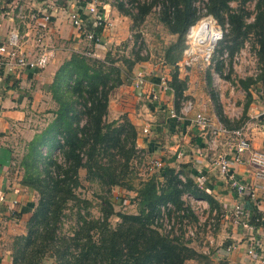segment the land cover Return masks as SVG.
Here are the masks:
<instances>
[{"label": "crops", "instance_id": "1", "mask_svg": "<svg viewBox=\"0 0 264 264\" xmlns=\"http://www.w3.org/2000/svg\"><path fill=\"white\" fill-rule=\"evenodd\" d=\"M91 3L114 22L113 29L93 28V18L87 10ZM20 11L49 15L47 31L40 35L36 28L38 22L29 18L21 21L17 17ZM71 14H76L87 30L96 34L98 42L87 40L72 26ZM130 26V20L117 11L112 0H0V45L5 44L12 29L18 28L22 49L29 56L42 51L50 56L43 70L16 66L8 72L0 65V264H12V245L15 239L26 235L27 223L36 206V193L23 183L21 161L27 145L55 117L58 107L50 86L56 73L72 54L90 52L99 57L111 45L128 39ZM141 67L137 71L145 75L143 87L135 88L132 81L115 88L109 95L106 118L109 121L127 118L136 131V146L146 151L149 159L162 161L163 169L175 168L176 173L182 168L186 176L203 187L214 200L211 207L206 201L188 195L191 204L207 207L212 215L218 211L219 219L211 220L217 229L206 235L203 245L201 242L192 244L202 258L185 264H262L264 225L253 226L250 222L257 214L264 222V181L254 179V169L246 160L243 164L231 161L236 143L232 135L219 137L214 152L207 148V133L195 126L193 113L202 112L216 122L210 104L201 102L198 105L200 101L196 99L193 113L179 120L171 119L173 91L161 88L157 66L145 63ZM161 69L170 81L169 68L161 66ZM177 71L179 79H187L184 97L190 93L195 97L197 77L194 72L181 68ZM243 113L246 116L241 125L244 135L253 150L264 153L262 85L256 88ZM146 129L148 132L144 133ZM220 156L230 162L233 179L245 185L246 191L239 193L230 187L216 165ZM178 177L184 181L182 174ZM237 206L241 208L239 212H236ZM228 246L233 249L227 251ZM250 249H254L255 257L247 254Z\"/></svg>", "mask_w": 264, "mask_h": 264}, {"label": "trees", "instance_id": "2", "mask_svg": "<svg viewBox=\"0 0 264 264\" xmlns=\"http://www.w3.org/2000/svg\"><path fill=\"white\" fill-rule=\"evenodd\" d=\"M240 1L255 2L256 15L252 24H246L244 15L231 10L226 0H209L206 14L212 15L222 25L224 21L228 22L230 32L236 37L246 35L249 29L258 31L256 55L261 64L260 74L254 80L239 82L247 93L250 86L264 83V0ZM169 2L173 12L170 15L165 11L160 21L177 38L164 50L163 65L175 71L171 74L169 85L175 98V112H178L185 88L178 78L177 63L183 56L185 34L196 23L198 16L193 7L194 0ZM151 7H141V16L136 17L124 10L122 1L116 5L120 13L129 16L134 22L143 19ZM225 41L226 34L220 44ZM111 55L108 52L105 59L100 61L83 54H72L54 77L50 92L58 107L55 117L27 145L21 161L24 185L37 192L40 198L27 223L26 235L17 240H24L28 247L34 245L35 253H32L27 263L21 253L18 258H14V264H19V260L24 264H32L37 254L41 257L50 254L53 264H185L189 260L202 258L193 248L176 237L161 233L154 226L160 206L174 200L183 205L184 194L204 200L211 207L214 205V200L206 190L186 176L182 168L178 173L175 168L162 169L159 174L164 183L162 187L154 177L142 182L136 196L138 212L119 214L120 222L114 228L107 224V219L113 215L112 205L108 203L103 222L83 220L81 228L70 237L59 232L62 204L73 198L71 188L79 184V170L85 169L92 181H101L107 176L110 186L121 185L120 174H116L117 168H104L99 155L101 151L117 148L120 152L125 151L123 158L127 163L137 152L136 131L127 118L107 122L106 116L110 93L129 83L133 78L134 67L146 62L147 58H140L137 54L135 59L122 57L115 61L110 58ZM117 63L120 64L116 66ZM105 64L109 66L105 68ZM220 120L228 121L222 115ZM119 123L122 125L118 126ZM58 137L64 140V165H58L56 176L52 177L50 166L55 164L52 153L58 147ZM42 148H46V158L50 162L44 167V174L40 171L46 160L43 159ZM179 174L184 176V181L178 177ZM79 218L82 219L81 216ZM250 223L253 226L264 225L258 214Z\"/></svg>", "mask_w": 264, "mask_h": 264}, {"label": "rangeland", "instance_id": "3", "mask_svg": "<svg viewBox=\"0 0 264 264\" xmlns=\"http://www.w3.org/2000/svg\"><path fill=\"white\" fill-rule=\"evenodd\" d=\"M120 1L124 3V10L136 15V17L141 16L140 8L144 5L146 7L147 5H152V9H150V12L145 15L143 19L135 20V22L129 16L120 13L131 22L128 39L118 44L111 45L110 48L103 51L99 57L90 52H84L83 55L91 59L103 61L107 53L111 52L112 55L110 58L117 61L122 57L135 59L138 54L140 58H147V61L139 63L134 67L133 78L129 83H131L135 79V76H137V73L140 72L137 71V68H142V65L149 63L158 67L157 71L160 72L159 76H161L159 80L161 88L171 89L169 80L166 79L167 73L161 69V66L167 67L163 65L164 50L177 38L172 35L168 28L160 21L165 11L170 15L173 12L169 0H117V3ZM112 2L116 7V0H112ZM226 2L231 10L244 15L246 24H252L256 15L254 1L242 3L240 0H226ZM208 4L209 0H194L193 2L198 20L194 24L195 26L192 25L194 27L191 30L190 28L192 26L188 29L185 34L184 43V50L187 52L186 58L187 60H192V63L187 67L182 66L181 69L185 72L193 71L196 75L197 83L195 85L197 94L193 97L194 95L190 93L191 95H187L183 100H180V108L183 102L192 101L195 103L196 99L200 101L198 105H200L201 102H204L207 106L210 104L217 117V121H219L214 122L208 117L212 126L222 124L227 129L231 128L230 130H236V127L241 126L246 119L243 113L244 106L252 99V94H255L256 88L262 85L264 90V83H258L250 86L246 93L239 83L240 80H254L260 74L261 64L256 55L258 50V37L256 32L258 31L256 29H249L246 35L236 37L230 32L231 27L228 25V22L224 21L222 25L212 15L206 14ZM203 18L210 19L219 33V39L214 44L212 50H209L206 42L202 43L206 39L205 34H199L200 37H203L201 43L196 42L192 37H188L189 30L191 34L192 30L198 27ZM111 24L109 30L115 27L113 21H111ZM202 27L203 26L200 24L197 30L202 29L203 31L205 28ZM242 31H244V29H242ZM225 34L226 41L220 44V42L224 40ZM118 64L120 63H117L116 66ZM104 66L106 68L109 65L105 64ZM167 72L168 76L171 77V74L175 71L173 68H169ZM142 74L144 77V73ZM181 81L186 90L187 79ZM161 83L164 84L162 85ZM207 100L209 101L207 102ZM172 110L175 111V108L173 107ZM177 113H179V111ZM220 115L225 118V121H228L222 122L220 120ZM106 120L107 122H111L107 118ZM83 123L84 121L81 122V124ZM121 125L122 123H119L118 126ZM206 131L208 130L202 132ZM209 135L210 133H207L206 140L210 137ZM63 143L64 140L58 137V147L52 153V159L55 164L50 166V175L52 177L56 176L57 166L64 165L62 156ZM127 148H129V145ZM102 149L104 150V148ZM136 149L137 152L131 156L127 163L123 158L125 151L120 152L117 148L101 151L99 155V159L104 168H117L116 174H120L121 185L110 186L107 176L101 181H92L88 178L85 169L79 170V184L77 187L71 188L73 198L62 204V217L61 224L59 225V232H61V234L67 237L72 236L75 231L81 228L83 220H99L103 222L108 203H110L113 208V215L107 219V224L111 228H114L117 223L120 222V218L118 217L119 214L131 215L138 212L139 207L136 200L137 190L140 189L142 182H146L150 178L154 177L158 180L159 170L152 167L151 159L148 158L146 151L139 149L137 146ZM41 152L43 154V159H45L48 156L46 148H42ZM46 165H50L47 158L43 161L42 167L40 168L41 173L44 172V167ZM158 182L162 187L164 184L163 180ZM35 193L37 195V205L40 196L37 192ZM182 201L183 205H179L175 200L174 202H170L174 209L169 211L167 215L169 219H173L174 224L169 234L178 238L180 242L191 248L192 244L195 245L198 242H201L203 245L206 235L208 233H214L217 229L214 228L211 220L219 219L218 211L215 212V215H212L207 207H202L195 203L191 204L190 197L187 194L182 196ZM79 216H81L82 219H80ZM94 233L95 231L92 232V234ZM33 246L34 245L28 247L24 240L15 239L12 245V264H14V258H18L21 253H23L24 258L27 259L25 261L27 263L32 253H35V248ZM53 261V257H51L50 254L47 255V257H41L40 254H37L32 264H53ZM17 263L24 264L20 260Z\"/></svg>", "mask_w": 264, "mask_h": 264}, {"label": "built area", "instance_id": "4", "mask_svg": "<svg viewBox=\"0 0 264 264\" xmlns=\"http://www.w3.org/2000/svg\"><path fill=\"white\" fill-rule=\"evenodd\" d=\"M87 10L93 18V28H102L105 30H109L112 25L111 21L103 13H100V11H98V6L91 3L89 4ZM17 17L23 22L28 18L34 22H38L36 28L37 31L40 32V35L47 31L50 24V16L47 14H43L40 16L37 13L30 12L28 14H25L23 11H20L18 12ZM70 22L72 26L77 29L78 32L83 34L87 40L98 42V37H96L94 32H89V30H87L85 25L76 14L70 15ZM190 30L188 32L189 38H191ZM186 55L187 52L184 50L182 59L177 63V67L179 69L182 66L187 67L191 65L192 60H187ZM49 60L50 56L46 51H42L35 56H29L22 49V36L20 35L18 28L12 29L8 34L5 44L0 45V65L4 66L8 72H12L14 67L16 66L27 67L33 70H43L49 63ZM142 75V72H138L137 76H135V79L133 80L134 86L137 89L143 87L144 77ZM161 84L163 85L164 83ZM163 90L166 91L167 88H163ZM194 108V102L185 101L182 103L181 108L179 109V113L171 110L169 111V117L174 120H179L186 117L190 113H193ZM193 117V123L200 132L208 130L206 132L210 133V137L205 143L209 150H213V152L215 151L219 137L232 135L233 137H235L236 143L231 161L236 164H243V162L246 160V162L254 169V179L260 182L264 181V153L252 149L250 140L243 133V126L236 130H229L222 124L212 126L210 119L202 112H194ZM147 132V129L144 130V133ZM245 156H247V159L245 158ZM217 160L218 162L216 165H218L220 172L228 179L230 187L233 190L238 191L239 193H243L244 191H246L247 187L245 185L233 179L229 169L230 162L225 159L224 156L218 157ZM151 165L153 168H157L159 170L157 178L159 181H162V177L159 176L161 170L163 169L162 161L151 160ZM172 209L174 208L170 203L161 205L159 208V214L154 219V226L158 228V230L163 234H169L172 231L171 229L174 224L173 219H169L167 215V213ZM240 209V206H237L236 212H239ZM213 223L214 221H212V224ZM232 249L233 248L231 246H228L226 250L230 251ZM247 254L251 257L256 256L254 249L248 250ZM261 263L264 264V260H262Z\"/></svg>", "mask_w": 264, "mask_h": 264}, {"label": "bare ground", "instance_id": "5", "mask_svg": "<svg viewBox=\"0 0 264 264\" xmlns=\"http://www.w3.org/2000/svg\"><path fill=\"white\" fill-rule=\"evenodd\" d=\"M202 25L205 29L202 31V29H198L199 25ZM200 24L198 25L197 28H195L194 30H192L191 32V37L193 38V40H195L196 42L201 43V39L203 37H200L199 34H205V41H203L202 43L206 42L208 44L209 50H212L214 44L217 42V40L219 39V33L218 31L215 29V27L213 26V23L211 22L210 19L208 18H203L200 22ZM202 27V28H203ZM197 31V32H196ZM202 31V32H201ZM214 35V36H213ZM213 36V37H212ZM200 39V40H197Z\"/></svg>", "mask_w": 264, "mask_h": 264}]
</instances>
